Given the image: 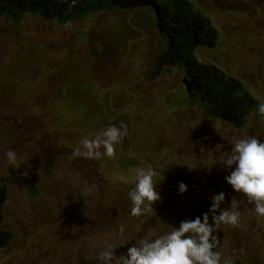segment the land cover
<instances>
[{"label": "rangeland", "instance_id": "1", "mask_svg": "<svg viewBox=\"0 0 264 264\" xmlns=\"http://www.w3.org/2000/svg\"><path fill=\"white\" fill-rule=\"evenodd\" d=\"M190 1L218 32L214 47L196 49L198 60L236 77L264 102V0ZM152 15L114 8L67 23L0 15V185L3 226L13 235L0 248V264H99L106 242L123 245L115 255L126 253L141 238L201 216L220 191L227 194L222 207L231 196L241 201L242 226L221 225L214 250L222 262L264 264V217L227 184L229 169L219 163L236 138L264 142V116L251 113L243 127L210 118L190 102L184 68L168 65L155 74L166 38ZM120 122L131 127V151L125 137L114 157L72 156L83 138ZM9 149L18 154L17 168L6 162ZM146 153L158 165L162 199L153 207L172 224L154 213L129 215V186L137 164L150 163ZM180 182L187 185L183 194Z\"/></svg>", "mask_w": 264, "mask_h": 264}, {"label": "clouds", "instance_id": "2", "mask_svg": "<svg viewBox=\"0 0 264 264\" xmlns=\"http://www.w3.org/2000/svg\"><path fill=\"white\" fill-rule=\"evenodd\" d=\"M257 111L258 115L264 116V102L258 104ZM128 135V126L124 122L118 126L109 124L94 138H83L72 156L96 160L104 156L114 157L117 145ZM5 156L6 162L17 168V152L9 149ZM219 163L229 169L225 176L227 184L235 193L246 197L247 203L254 205L258 216L264 217V142L257 136L236 138L231 151ZM134 176V186L129 190V215L142 217L153 213L154 202L162 197L156 186L157 173L151 164L136 166ZM120 179L127 183L126 177L121 176ZM178 189L183 194L187 185L180 182ZM226 195L224 191L214 194L208 211L201 216L182 220L178 227L152 239L141 238L119 256L115 255V249L123 245L106 242L97 256L99 264H235L230 257L222 262L220 252L214 250L219 245L217 233L221 225L242 226L241 201L231 196L228 207H222ZM118 232L120 235L125 232L123 224Z\"/></svg>", "mask_w": 264, "mask_h": 264}, {"label": "trees", "instance_id": "3", "mask_svg": "<svg viewBox=\"0 0 264 264\" xmlns=\"http://www.w3.org/2000/svg\"><path fill=\"white\" fill-rule=\"evenodd\" d=\"M114 8L135 9L144 17L155 16V26L166 38V45L155 58V74L168 65L184 68L186 94L192 104L203 108L206 116L234 127H243L251 113L259 116L257 107L261 102L239 79L212 63L198 60L196 49L214 47L218 32L210 18L190 0H0V15H11L17 21L30 13L60 23L75 22L90 13ZM21 179L26 187L33 188L26 176ZM5 199L3 184L0 185V248L13 237L3 226Z\"/></svg>", "mask_w": 264, "mask_h": 264}, {"label": "flooded vegetation", "instance_id": "4", "mask_svg": "<svg viewBox=\"0 0 264 264\" xmlns=\"http://www.w3.org/2000/svg\"><path fill=\"white\" fill-rule=\"evenodd\" d=\"M14 71H16V69H14ZM89 84V83H88ZM70 87L68 86V89H69ZM73 88V90L74 91H77V89L78 88H74V87H72ZM89 88V86H87V88H86V90ZM79 90H81V89H79ZM105 107V106H104ZM120 114H121V112H119ZM119 113H117L116 115H119ZM104 114V113H103ZM105 115V114H104ZM116 115L113 117V118H116ZM99 117V116H98ZM112 118V119H113ZM112 119H109L108 121L110 122V121H112ZM130 129H131V127H130V125L128 124V131H129V135L127 136L128 138H129V141H128V144H130V148L128 149V151H131L132 150V136H133V133H131V131H130ZM165 152H166V150H165ZM122 156L123 157H126V154L124 153V154H122ZM145 156L149 159V161H150V163L149 164H151L152 166H156V167H158V165H157V161H155L154 160V158H152L151 157V155L149 154V153H146L145 154ZM133 158H136V157H138V156H136V155H134V156H132ZM130 158V157H129ZM128 158V159H129ZM133 158H131V159H133ZM149 164H146V165H149ZM138 166H139V164H137ZM143 165H145L144 163H143ZM132 186H129V188H131ZM153 210H154V214L156 215V216H162L163 218H166L162 213H160L155 207H153ZM183 216V214L182 213H178V216ZM166 220H167V223H169V224H172L173 223V221H174V219H167L166 218Z\"/></svg>", "mask_w": 264, "mask_h": 264}]
</instances>
